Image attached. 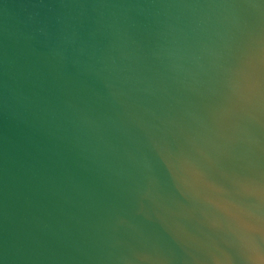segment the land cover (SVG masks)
<instances>
[{
  "label": "water",
  "instance_id": "obj_1",
  "mask_svg": "<svg viewBox=\"0 0 264 264\" xmlns=\"http://www.w3.org/2000/svg\"><path fill=\"white\" fill-rule=\"evenodd\" d=\"M0 264H264V0H0Z\"/></svg>",
  "mask_w": 264,
  "mask_h": 264
}]
</instances>
